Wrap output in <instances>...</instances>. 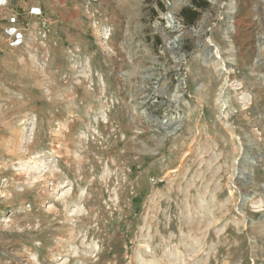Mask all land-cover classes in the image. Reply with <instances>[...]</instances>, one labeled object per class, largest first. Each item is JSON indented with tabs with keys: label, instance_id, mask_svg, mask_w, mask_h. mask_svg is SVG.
<instances>
[{
	"label": "rangeland",
	"instance_id": "obj_1",
	"mask_svg": "<svg viewBox=\"0 0 264 264\" xmlns=\"http://www.w3.org/2000/svg\"><path fill=\"white\" fill-rule=\"evenodd\" d=\"M0 1V264H264V0Z\"/></svg>",
	"mask_w": 264,
	"mask_h": 264
},
{
	"label": "trees",
	"instance_id": "obj_2",
	"mask_svg": "<svg viewBox=\"0 0 264 264\" xmlns=\"http://www.w3.org/2000/svg\"><path fill=\"white\" fill-rule=\"evenodd\" d=\"M208 3L205 1V0H202L201 2L195 4V8L194 7H187L185 10L182 11V16H183V19L184 21L187 23V24H192L194 23V21L196 20L198 14H199V11H198V8H205L207 7Z\"/></svg>",
	"mask_w": 264,
	"mask_h": 264
},
{
	"label": "crops",
	"instance_id": "obj_3",
	"mask_svg": "<svg viewBox=\"0 0 264 264\" xmlns=\"http://www.w3.org/2000/svg\"><path fill=\"white\" fill-rule=\"evenodd\" d=\"M1 1V0H0Z\"/></svg>",
	"mask_w": 264,
	"mask_h": 264
}]
</instances>
